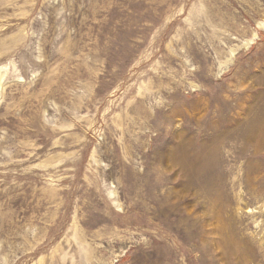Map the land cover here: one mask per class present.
I'll return each mask as SVG.
<instances>
[{
  "label": "rangeland",
  "instance_id": "obj_1",
  "mask_svg": "<svg viewBox=\"0 0 264 264\" xmlns=\"http://www.w3.org/2000/svg\"><path fill=\"white\" fill-rule=\"evenodd\" d=\"M0 264H264V0H0Z\"/></svg>",
  "mask_w": 264,
  "mask_h": 264
},
{
  "label": "bare ground",
  "instance_id": "obj_2",
  "mask_svg": "<svg viewBox=\"0 0 264 264\" xmlns=\"http://www.w3.org/2000/svg\"><path fill=\"white\" fill-rule=\"evenodd\" d=\"M111 195H113V192H110Z\"/></svg>",
  "mask_w": 264,
  "mask_h": 264
}]
</instances>
